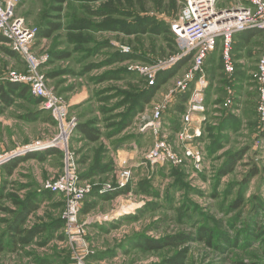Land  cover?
<instances>
[{"label": "rangeland", "instance_id": "rangeland-1", "mask_svg": "<svg viewBox=\"0 0 264 264\" xmlns=\"http://www.w3.org/2000/svg\"><path fill=\"white\" fill-rule=\"evenodd\" d=\"M236 1L241 0H217L219 7ZM183 2L21 0L15 6L14 17L37 32L23 45L26 59L7 54L13 52L10 44L0 42V81L7 80L11 71L17 78L29 79L20 82L28 86L26 97L9 95L8 103L0 100V157L22 156L29 153L25 147L54 138L58 151L21 162L12 177L4 171L9 158L1 163L0 264H264V134L258 135L257 89L252 81L250 92L242 95V111L222 132L223 122L207 113L206 120L214 125L207 124L204 130L200 171L191 164L156 170L141 164L154 136L141 132L140 126L149 118L151 103L165 100L191 59L173 72L157 73L151 88L133 67L151 65L176 52L170 26ZM56 23L59 27L49 37L38 36ZM260 47L254 49L250 69ZM212 64L216 83H224L220 49ZM35 82L53 99L50 110L43 109L41 97L31 94ZM188 99L189 94L180 96L165 111L170 131L179 127V112ZM35 107L45 110L42 117H32ZM57 111L59 125L47 118ZM83 127L96 130L98 139L85 138ZM62 148L79 178L76 181L92 186L72 223L63 218L62 196L45 191L43 202L33 200L36 192L44 191V182L63 173ZM238 151L242 154L232 171L220 174L225 158ZM119 160L118 168L135 165L131 182L97 196L99 187L117 181L114 169ZM239 198L240 206H235ZM30 200L37 207L27 215L23 229L42 230L23 244L16 239L20 235L7 227ZM202 227L210 230V237L201 236ZM174 237L178 239L173 244L144 247V241ZM221 237L226 240L220 241Z\"/></svg>", "mask_w": 264, "mask_h": 264}, {"label": "built area", "instance_id": "built-area-1", "mask_svg": "<svg viewBox=\"0 0 264 264\" xmlns=\"http://www.w3.org/2000/svg\"><path fill=\"white\" fill-rule=\"evenodd\" d=\"M20 1L5 0V4L0 3V34L4 38V43L10 44L13 52L26 59L23 45L36 35L37 28L25 27L22 19L14 17L13 10ZM170 30L177 45L176 52L167 59L151 65L133 67L146 77L147 85L151 88L155 85L157 73L174 71L186 59H191L189 68L181 77L174 80L166 98H163L165 100L161 103L152 102L150 105L149 118L143 122L139 130L144 133L151 132L154 140L151 147L144 151L141 164L144 168L153 167V170L167 169L171 166L185 167L191 164L194 169L200 171L204 159L201 147L205 136L204 130L207 124L208 127L214 125L206 120V91L212 79L210 63L220 49L222 73L226 77L223 83L225 96L219 104L215 105L219 112L211 114L219 118L229 115L236 117L240 111L241 100L232 84L237 67L233 53L234 38L250 30L260 31L262 36L260 53L254 68L249 71V76L257 89L255 113L260 125L258 135L263 136L264 134V0H241L224 7H219L217 0H184ZM16 74L15 71H11L7 75V80L29 82L25 75L17 78ZM31 87V94L41 97L42 107L50 110L54 104L53 99L44 93L39 83L35 82ZM184 94H189V99L184 107L181 106L179 127L172 132L167 129L168 123L164 119V113L170 104ZM51 117L59 125L61 113L53 112ZM170 137H174V141H171ZM56 145L54 138L27 146L25 151L56 149ZM61 150L65 158V169L53 181L44 182L42 190L63 197L66 209L63 218L72 223L82 208L81 202L87 194L92 192V186L76 181L79 178L72 169L70 158L63 148ZM12 154L0 157V165L13 156ZM119 166L121 163L117 164L114 169L117 181L114 184L99 187L97 190L99 194L125 188L131 182L132 169L135 165L126 166L125 162L126 167L118 168ZM78 264L82 263L79 261Z\"/></svg>", "mask_w": 264, "mask_h": 264}, {"label": "trees", "instance_id": "trees-1", "mask_svg": "<svg viewBox=\"0 0 264 264\" xmlns=\"http://www.w3.org/2000/svg\"><path fill=\"white\" fill-rule=\"evenodd\" d=\"M59 27V25L56 24H50L49 27L45 28L38 36H44V37H49L51 35V33L57 29ZM0 42H4V38L1 36L0 34ZM2 49L6 50L4 47H1ZM7 54H11L12 56H14L16 59H18V55L15 52H8ZM177 70V69H176ZM175 71V70H174ZM173 72V71H170ZM28 94V86L24 83H16V82H11L9 80H1L0 81V100L8 103L9 102V95H13V96H21V97H26V95ZM143 93V99L145 101V99H147L148 97L144 96ZM82 132V134L84 135L85 138H88L91 141H95L98 139V134L97 131L88 127H83L80 130ZM57 149L53 148L47 151L48 154H53L55 153ZM35 153H38L37 151L35 152H29V153H25L22 156H15L11 159L8 160V162L5 164L4 168L6 169V171L9 173L11 172V170L20 162L25 161L29 158H32ZM242 151H238L235 153H232L230 155H228V157L225 158V161L223 163V165L220 167L219 172L220 174H225L227 172L232 171L235 163L237 162V160L241 157ZM253 174V171H251L249 173L248 176L245 177L244 181L242 182V184H244L248 179L249 176ZM241 199L239 198L238 200H236L235 206H240V201ZM31 201V200H30ZM37 207L36 203L33 202H29L26 205H24L23 207L21 206V209L18 210L17 212H15V216L13 217V222L11 223V225H9V227H7V230H12L15 231L18 236V238H16L20 243H27L29 238L35 236L36 234H38L39 232H41L42 228L40 226H34L32 228L29 229H23V224L25 222V219L27 217V215L35 210ZM86 209V208H85ZM86 211V210H84ZM200 232L202 233V237L205 235L207 237L211 236V232L209 229H205V227L200 228ZM12 234V232H10ZM174 239H178V237H174V238H168L165 241H161V242H150V241H144V247H148L149 248H159L160 244L158 245V243H162V244H173L175 243ZM226 237H221L220 241H225ZM3 249V241L1 240L0 237V252ZM172 264H179L177 261H175Z\"/></svg>", "mask_w": 264, "mask_h": 264}, {"label": "crops", "instance_id": "crops-1", "mask_svg": "<svg viewBox=\"0 0 264 264\" xmlns=\"http://www.w3.org/2000/svg\"><path fill=\"white\" fill-rule=\"evenodd\" d=\"M231 4H233V3L232 2L229 3V5H231ZM257 42H259V44L254 47V44L257 43ZM261 43H262L261 32L257 31V30H250V31H247L245 33L238 34L234 38V51H233V53H234L235 60L237 61V64H236L237 67H236L234 81H233L232 84H233L235 93H238L239 100H241L240 101L241 102L240 111H242L243 102H244V99H243L242 95H243V93L250 92V89H251V87H250L251 79H250V76H249V71L251 70L250 69V64H251V60L253 58V53H255L254 49L256 48L255 50H258V48L261 46ZM212 63H213V60L211 61L210 66L214 67L213 66L214 64H212ZM255 63H256V61H255ZM254 66H255V64H254ZM211 72H212L211 83L209 85V89L206 91V101H207L206 114L207 113H213V112H219V109L215 108V105L219 104L221 102V100L223 99V97L219 96L220 94L217 95V93H225L223 82L220 83V84L216 83L213 70ZM32 112L34 113L32 117H39L40 118V117H42L44 115L45 110H40L38 107H35L34 109H32ZM47 118L51 122H54V120L52 119L50 113L47 116ZM234 118L237 119V117H234L232 115H229V116H226V117L222 116L221 118L216 117V119L219 122H223V125L220 128L221 132L223 131L224 128H226L225 127L226 124H229V125L233 124L231 121H233ZM47 151H45L43 153H40V152L35 153V155L31 159L41 160L44 156L48 155ZM57 151L55 153H57ZM20 163H18L11 170V172H9V173L4 168L5 175L9 176V177L14 176L15 172L18 170L17 166ZM118 164H120V160H119ZM36 193L38 194V195H36L37 198L34 197L33 200L35 199L34 201L35 202L37 201V203L40 204L45 199V197L43 198L42 195L44 196L47 193H45V191L36 192ZM95 194L97 196H105L104 194H99L97 191L95 192ZM33 200H31V202L35 203ZM33 211H31L29 213V215ZM23 226H24V224H23Z\"/></svg>", "mask_w": 264, "mask_h": 264}]
</instances>
